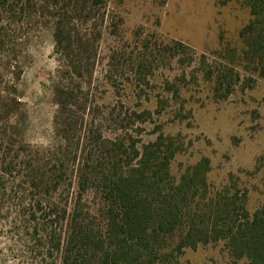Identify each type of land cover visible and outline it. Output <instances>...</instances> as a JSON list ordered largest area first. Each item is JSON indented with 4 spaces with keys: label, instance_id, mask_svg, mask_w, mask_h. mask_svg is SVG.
Here are the masks:
<instances>
[{
    "label": "rangeland",
    "instance_id": "1",
    "mask_svg": "<svg viewBox=\"0 0 264 264\" xmlns=\"http://www.w3.org/2000/svg\"><path fill=\"white\" fill-rule=\"evenodd\" d=\"M20 1L0 45V264H61L51 247L63 227L50 221H60L62 211L68 215L76 205L82 176L78 205L102 232L105 177L137 167L135 152L158 138L162 146L152 166L172 153L159 185L169 201L177 202L182 175L203 159L209 162L205 184H190L185 207L178 206L177 227L160 237L165 253L185 234V208L205 216L214 193L237 192L250 215L261 206L264 77L245 64L238 37L250 21L248 8L235 0L224 6L217 0H105L88 6L87 21L77 20V31L100 39L91 78L79 80L69 78L54 53L52 22ZM58 85L76 90L66 116L54 100ZM10 93L20 107L9 117ZM51 170L56 186L52 180L31 188L35 171ZM52 206L56 213L48 216ZM34 211L37 223H29ZM42 220L47 230L33 232ZM164 264L244 261H233L219 241L184 248Z\"/></svg>",
    "mask_w": 264,
    "mask_h": 264
},
{
    "label": "trees",
    "instance_id": "2",
    "mask_svg": "<svg viewBox=\"0 0 264 264\" xmlns=\"http://www.w3.org/2000/svg\"><path fill=\"white\" fill-rule=\"evenodd\" d=\"M234 0H217L218 5ZM248 8L250 21L239 31L238 37L242 45V56L247 60V67L264 77V0H235ZM20 0H0V45L8 38L10 30L9 18L14 14L15 6ZM31 4L37 17L45 18L53 24L54 53L66 64L69 78L89 80L95 64L96 43L100 35H80L76 28V21L86 23L88 6L105 5V0H25ZM78 54L74 56V52ZM13 56V55H12ZM78 57V59H75ZM14 58V56L12 57ZM20 73L15 74L18 80ZM14 94V95H13ZM76 90L63 86H55L53 96L59 105L61 113L66 116V108L71 106ZM6 97L5 108H9V117L13 114L12 108L19 109L20 102L10 93ZM8 112V111H7ZM161 139L156 144L143 147L134 158H139L137 167L121 173L118 176L108 174L105 177L103 193L104 227L101 232L95 230L83 218V210L79 207L81 193L85 190L86 179L78 185V201L67 215L62 211V219H53L50 226L61 222L63 232L52 249L61 256V264H164L165 260L182 249L194 250L198 245H208L224 241L229 257L233 261H244V264H264V200L261 206L252 215L240 202L237 192L214 193L206 200L207 210L198 217L189 208H185V234L179 239L173 251L162 250L159 245L160 237L172 233L177 227L178 206L185 207L190 184L199 179L205 184V175L208 172L209 162L201 160L188 173L179 179V186L175 194V201H169L163 194L160 183L168 176V163L172 153L161 162L157 168L152 163L159 152ZM2 166V165H1ZM4 170V169H3ZM38 170V169H37ZM39 171V170H38ZM35 171L29 182L31 188L39 189L45 183L54 179V173H40ZM54 183V180H53ZM54 186L55 183H54ZM245 194V193H244ZM105 202V203H104ZM179 202V203H178ZM241 203V204H240ZM179 204V205H178ZM41 203L36 208L41 209ZM52 206L48 216L56 211ZM37 211L28 218V222L37 223L34 217ZM41 212V210H40ZM177 212V213H176ZM88 214V213H85ZM45 216V213L44 215ZM41 229L37 225L33 232L43 233L47 224ZM52 235V233H50ZM162 257L160 258V256Z\"/></svg>",
    "mask_w": 264,
    "mask_h": 264
}]
</instances>
